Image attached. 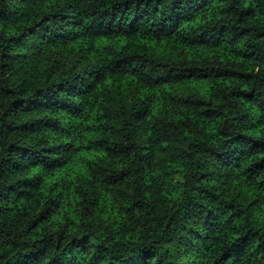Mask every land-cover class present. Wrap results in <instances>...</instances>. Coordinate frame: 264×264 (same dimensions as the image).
Segmentation results:
<instances>
[{
  "label": "trees",
  "instance_id": "obj_1",
  "mask_svg": "<svg viewBox=\"0 0 264 264\" xmlns=\"http://www.w3.org/2000/svg\"><path fill=\"white\" fill-rule=\"evenodd\" d=\"M0 264H264V0H0Z\"/></svg>",
  "mask_w": 264,
  "mask_h": 264
}]
</instances>
